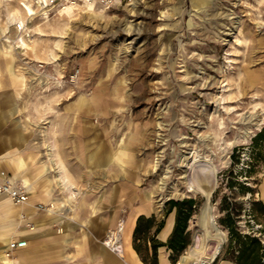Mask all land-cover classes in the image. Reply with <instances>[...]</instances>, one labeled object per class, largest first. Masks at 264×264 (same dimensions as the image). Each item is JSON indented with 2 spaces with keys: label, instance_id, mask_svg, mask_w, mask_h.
Listing matches in <instances>:
<instances>
[{
  "label": "rangeland",
  "instance_id": "1",
  "mask_svg": "<svg viewBox=\"0 0 264 264\" xmlns=\"http://www.w3.org/2000/svg\"><path fill=\"white\" fill-rule=\"evenodd\" d=\"M35 7L33 0H0V102L14 92L15 115L33 146L48 153L60 150L61 140L62 150L83 154L100 142L117 156L108 165L125 170L129 201L148 200L159 216L176 213L175 206L167 210L170 199L192 197L181 254H189L208 218L211 234L226 242L220 206L237 213L242 231L264 238V0H122L109 7L86 0L47 13ZM9 10L28 23L29 48L18 46ZM80 96L93 104L80 105ZM72 161L80 172L81 158ZM79 178L75 187L85 194ZM17 225L27 227L20 215ZM157 234L150 229L136 241L147 259Z\"/></svg>",
  "mask_w": 264,
  "mask_h": 264
},
{
  "label": "crops",
  "instance_id": "2",
  "mask_svg": "<svg viewBox=\"0 0 264 264\" xmlns=\"http://www.w3.org/2000/svg\"><path fill=\"white\" fill-rule=\"evenodd\" d=\"M4 96L6 102H0V179L22 174L14 178L23 180L22 177L26 176L35 186L29 190L28 203H13L6 210L0 207V233L12 232L15 234L11 238L27 239L25 246L13 249L11 264H148L133 246V232L138 216L154 214L155 223L152 229L163 220L157 237L166 242L174 226L175 214L169 211V215L159 216L158 210L148 200L141 199L138 203L129 201L132 196L127 197L125 170L119 166L111 168L108 165L113 163L117 156L105 150L98 142L99 139L96 140L99 145L88 147L83 154L70 147L62 150L61 140L60 150L56 145L53 146L52 157L64 160L70 183L74 182L75 186V183L80 181L79 176H83V187L87 193L83 194L84 189L81 188L82 192L77 193L81 194L76 198L77 194L73 195L69 189L71 186L63 185V188L53 177L56 169L53 170L50 166L47 150L41 151L33 146L31 137L22 130L20 118L15 115L18 103L14 92L10 91ZM8 117L12 124L3 125L2 119L8 120ZM44 143L49 141L45 140ZM88 154L92 157L89 163ZM18 157L25 161L21 172L14 162ZM77 157L81 158L83 167L80 172L75 173L72 160ZM110 177L113 183H110ZM128 189L133 191L131 187ZM261 195L264 203V180ZM50 200L57 203L53 212L39 211L33 207L38 201ZM126 206L128 212L126 217L122 218L125 230H129V247L124 246L119 256L110 250L102 239L109 229L117 226L122 209ZM21 212L31 215L33 228L17 225ZM2 247L0 245L1 249ZM183 258L184 254L172 262L170 249L166 245L157 247V264H183ZM219 262L218 264H233L229 259H221ZM0 264L4 263L0 260Z\"/></svg>",
  "mask_w": 264,
  "mask_h": 264
},
{
  "label": "trees",
  "instance_id": "3",
  "mask_svg": "<svg viewBox=\"0 0 264 264\" xmlns=\"http://www.w3.org/2000/svg\"><path fill=\"white\" fill-rule=\"evenodd\" d=\"M261 202L264 206L262 200ZM169 203L168 211H171L174 206L176 207L173 229L166 242L153 239L150 259L145 257L141 246L136 241L140 239L141 233H146V231L152 229L155 217L154 214L149 216L141 214L137 218L133 232V246L143 261L148 264H157V247L159 245H166L170 249V258L172 262H175L189 242L188 220L194 211L193 198L170 199ZM220 208L224 210L220 222L227 228L228 237L226 242L221 246L215 261L221 258L229 259L233 264H264V238L249 231H242L237 225V213L233 212L232 209H228L227 206H220ZM162 222L163 220L157 223L154 228L155 232L160 229Z\"/></svg>",
  "mask_w": 264,
  "mask_h": 264
},
{
  "label": "bare ground",
  "instance_id": "4",
  "mask_svg": "<svg viewBox=\"0 0 264 264\" xmlns=\"http://www.w3.org/2000/svg\"><path fill=\"white\" fill-rule=\"evenodd\" d=\"M194 1L196 2L197 0H194ZM74 4H76V3H70V1H66V2L63 3V5L61 7V10H67L69 7L76 6ZM26 5H27V8H28L27 10H29V13L30 14L35 13L34 6H32L29 3H27ZM9 12H10V10H9ZM17 17L18 16H16L14 14V12H12V13L10 12V15L8 16L9 20L12 22V25H13V27L15 29V33L17 32V34H18V37L16 36L18 42H20L18 44V46H20L22 48H24V47L29 48L30 47V45H29L30 43L28 42L29 40L25 36L27 34L25 32V30L28 31L30 29L29 28V25H28V23L25 22V20L22 17H18V18ZM17 22H20V24H22L24 26V30L17 29ZM28 36H30V34H28ZM9 45H11V44H9V43H8V45L7 44H4V48H3V50L5 52H7V54H9L8 51L10 50V47H8ZM91 100L88 97L80 96L79 97V104L80 105L93 104V102ZM52 152L53 151H51V147H49L48 153L51 155L50 156L51 164L54 165V163H56L55 164V167H57V173L54 174L53 177L57 180V182H59L60 184H62V186L63 185H66L67 187L71 186L72 188L70 187L69 189H71L73 195H76V193L81 192L79 190V188L75 187L72 183H70V181H69L70 178L68 177V174H67L66 165L62 162L61 159H58V160L54 159V157H52ZM89 159L90 160L92 159L91 155H89ZM16 160H17L16 163H17V165L19 167L18 168V171L21 172L22 171V168H21L22 161L19 160V159H16ZM22 178H23L24 182L22 180H16V179H12V178H10V180L15 181V182H21L25 186V188L27 189V191L29 192L30 188H33L32 183H31V181L27 177L24 176ZM4 179H0V180H4ZM63 188H64V186H63ZM29 200H30V195H29V199L27 201H24V202H21V203H16V202H14L12 200V198H11V196L9 194L4 193V194H0V207L3 210H6V209H9L10 206H11V204H13V203H15V204H26V203L29 202ZM45 202H52L53 207L57 206V204H55V201L54 200L45 201ZM22 213H26V212H21L19 215H21ZM119 225L121 227L120 233H121V245H122V251H123L124 246H125V248H128L129 247V238H130V236H129V230H128V228L125 230L124 220H123L122 217L120 218L117 226H119ZM209 227H211V221L208 218L207 219V222L205 224L204 229H198V231H196L197 232L196 233V238L193 241V244H191L189 254L184 255V258L182 260V263L183 264H186L187 263V256L191 257V258H189V259L192 260V263L191 264H209L210 260H212V258L214 257L215 253L218 250V244L220 243V239L211 234V232L209 230ZM114 229H115V227L112 228V229H109V230L111 231V230H114ZM13 234H15V233H12V232L9 233V232H6V231L5 232H2L0 234V241L2 242V244H0V245H1V247L3 246L2 249L0 248V260L4 264H10V263L13 262V257H12L13 251L10 252V253H8L6 251L7 250L6 244L9 241H11L12 239H15V238H11ZM123 235H124V242H122ZM200 237H201V239H200ZM208 240L209 241H214L213 245H211L212 248H211L210 251L205 250L206 247H207Z\"/></svg>",
  "mask_w": 264,
  "mask_h": 264
},
{
  "label": "built area",
  "instance_id": "5",
  "mask_svg": "<svg viewBox=\"0 0 264 264\" xmlns=\"http://www.w3.org/2000/svg\"><path fill=\"white\" fill-rule=\"evenodd\" d=\"M66 1H70V3H76L74 5L79 4L80 1L85 2L86 0H33L35 4V8L37 10L36 13H47L53 9H58L62 7L63 3ZM94 2V0H91ZM105 7H109L111 4L115 2H120L122 0H97ZM30 16V14H28ZM33 17V16H32ZM17 29L24 30V26L17 22ZM7 193L11 196L12 200L16 203H21L27 201L29 199V192L25 188V186L21 182H15L10 180L9 177H6L4 180H0V194ZM36 209L46 212H53L55 207H53L52 202L38 201L33 204ZM21 219L24 221V225L32 228L34 226L33 220H31V216L29 213H22L20 215ZM120 225L115 227L114 230H109L103 237V243L113 252L117 253L121 256L122 253V245H121V233H120ZM27 244V239L25 237H18L12 239L6 244L7 252L10 253L13 249L21 246H25Z\"/></svg>",
  "mask_w": 264,
  "mask_h": 264
},
{
  "label": "water",
  "instance_id": "6",
  "mask_svg": "<svg viewBox=\"0 0 264 264\" xmlns=\"http://www.w3.org/2000/svg\"><path fill=\"white\" fill-rule=\"evenodd\" d=\"M209 199V198H208ZM223 240H224V237L223 239L221 240V242L218 244V250L217 252L215 253L214 257L212 258L211 262L216 258L217 254L219 253L220 249H221V246H222V243H223ZM210 262V264H211Z\"/></svg>",
  "mask_w": 264,
  "mask_h": 264
}]
</instances>
